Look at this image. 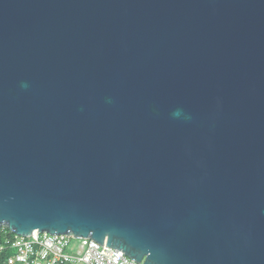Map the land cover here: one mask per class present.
I'll list each match as a JSON object with an SVG mask.
<instances>
[{
	"label": "water",
	"instance_id": "water-1",
	"mask_svg": "<svg viewBox=\"0 0 264 264\" xmlns=\"http://www.w3.org/2000/svg\"><path fill=\"white\" fill-rule=\"evenodd\" d=\"M1 227L264 264V0H0Z\"/></svg>",
	"mask_w": 264,
	"mask_h": 264
},
{
	"label": "built area",
	"instance_id": "built-area-1",
	"mask_svg": "<svg viewBox=\"0 0 264 264\" xmlns=\"http://www.w3.org/2000/svg\"><path fill=\"white\" fill-rule=\"evenodd\" d=\"M3 255V264H142L91 237L39 229L29 235L6 237L0 244V257Z\"/></svg>",
	"mask_w": 264,
	"mask_h": 264
},
{
	"label": "trees",
	"instance_id": "trees-1",
	"mask_svg": "<svg viewBox=\"0 0 264 264\" xmlns=\"http://www.w3.org/2000/svg\"><path fill=\"white\" fill-rule=\"evenodd\" d=\"M15 233L7 227L0 228V244L4 242V239L8 236H13ZM4 255L0 257V264H3Z\"/></svg>",
	"mask_w": 264,
	"mask_h": 264
}]
</instances>
